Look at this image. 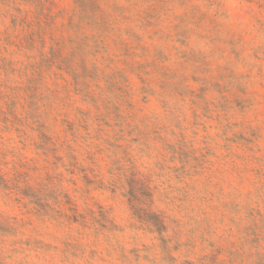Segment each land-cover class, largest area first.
<instances>
[{
	"label": "rangeland",
	"instance_id": "374dc122",
	"mask_svg": "<svg viewBox=\"0 0 264 264\" xmlns=\"http://www.w3.org/2000/svg\"><path fill=\"white\" fill-rule=\"evenodd\" d=\"M0 264H264V0H0Z\"/></svg>",
	"mask_w": 264,
	"mask_h": 264
}]
</instances>
